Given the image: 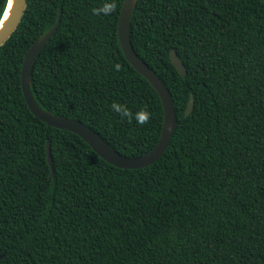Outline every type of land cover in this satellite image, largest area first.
Listing matches in <instances>:
<instances>
[{
	"label": "trees",
	"instance_id": "obj_1",
	"mask_svg": "<svg viewBox=\"0 0 264 264\" xmlns=\"http://www.w3.org/2000/svg\"><path fill=\"white\" fill-rule=\"evenodd\" d=\"M123 1L26 0L0 47V264H264L261 1H137L131 46L176 114L167 149L146 168H116L29 110L22 64L59 15L32 71L37 105L82 123L127 158L156 146L163 107L121 50ZM113 2L115 12L93 14ZM113 103L133 115L146 110L150 120L122 119Z\"/></svg>",
	"mask_w": 264,
	"mask_h": 264
},
{
	"label": "water",
	"instance_id": "obj_2",
	"mask_svg": "<svg viewBox=\"0 0 264 264\" xmlns=\"http://www.w3.org/2000/svg\"><path fill=\"white\" fill-rule=\"evenodd\" d=\"M9 1L10 0H7L5 9L0 18V24L3 20V17L5 16ZM137 1L138 0L123 1L117 24V36L121 50L128 63L153 87L162 103L163 126L160 138L156 146L149 153L138 158H127L125 156H122L115 150H113V148H111L107 144V142L103 140L92 129L88 128L80 122L53 115L50 112L40 108L35 102V99L31 93V76L33 67L40 53L43 51L47 43L50 41L52 35L54 34L59 23V15L53 27L46 31L43 35H41L29 48L21 68V88L23 97L29 110L34 114V116L37 117L40 121L47 124L49 127L66 130L78 136L101 159L119 169H143L156 163L167 149L176 125V114L169 91L165 88L163 82L159 79V77L149 68L147 64H145L139 58V56L131 46L129 38V26ZM259 1L264 3V0ZM25 9L26 0H13L9 15L6 20L3 21V26L0 29V47L11 37V35L17 29L19 23L22 20ZM169 59L179 75L181 77H185V68L178 56L173 51L170 52ZM192 109L193 99L190 95L184 117L189 116ZM46 151L48 165L50 166L53 173L48 146H46ZM2 257L3 256H0V259Z\"/></svg>",
	"mask_w": 264,
	"mask_h": 264
},
{
	"label": "clouds",
	"instance_id": "obj_3",
	"mask_svg": "<svg viewBox=\"0 0 264 264\" xmlns=\"http://www.w3.org/2000/svg\"><path fill=\"white\" fill-rule=\"evenodd\" d=\"M116 8L117 5L113 2V3H105L101 8L98 9L94 8L92 11L93 14L95 15H100L101 13L104 15H110L111 13L116 11ZM115 70L116 71L120 70L119 64L115 66ZM111 108L113 111L118 113L122 119L128 118L129 122H131V120L134 118L136 122L141 126L147 124L150 120V113L146 110H141L133 115V113L130 110H128L125 106L118 103H113L111 105Z\"/></svg>",
	"mask_w": 264,
	"mask_h": 264
},
{
	"label": "bare ground",
	"instance_id": "obj_4",
	"mask_svg": "<svg viewBox=\"0 0 264 264\" xmlns=\"http://www.w3.org/2000/svg\"><path fill=\"white\" fill-rule=\"evenodd\" d=\"M12 4H13V0H10V1H9V4H8V6H7V10H6L5 16L3 17V20H2V22H1V24H0V29H1L2 26H3V21H5L6 18L8 17V15H9L10 7L12 6Z\"/></svg>",
	"mask_w": 264,
	"mask_h": 264
}]
</instances>
